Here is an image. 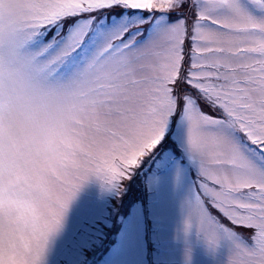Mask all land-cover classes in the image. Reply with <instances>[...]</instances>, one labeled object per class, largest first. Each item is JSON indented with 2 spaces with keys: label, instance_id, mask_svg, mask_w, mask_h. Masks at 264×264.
Instances as JSON below:
<instances>
[{
  "label": "snow or ice",
  "instance_id": "1",
  "mask_svg": "<svg viewBox=\"0 0 264 264\" xmlns=\"http://www.w3.org/2000/svg\"><path fill=\"white\" fill-rule=\"evenodd\" d=\"M157 157L185 233L264 264V0H0V264H44L86 181Z\"/></svg>",
  "mask_w": 264,
  "mask_h": 264
},
{
  "label": "rangeland",
  "instance_id": "2",
  "mask_svg": "<svg viewBox=\"0 0 264 264\" xmlns=\"http://www.w3.org/2000/svg\"><path fill=\"white\" fill-rule=\"evenodd\" d=\"M144 162L119 193L106 189L97 177L81 186L50 240L44 264H225L223 242L210 249L195 222L184 231L189 177L176 180L177 164L183 166V161L161 164L159 158L154 171H146V206L140 189ZM130 189L134 203L128 213L124 202ZM103 245L106 253L97 260L94 255Z\"/></svg>",
  "mask_w": 264,
  "mask_h": 264
}]
</instances>
